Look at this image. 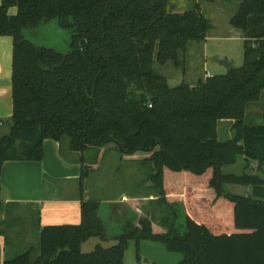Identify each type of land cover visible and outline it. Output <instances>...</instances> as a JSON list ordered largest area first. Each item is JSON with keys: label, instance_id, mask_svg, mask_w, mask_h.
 I'll list each match as a JSON object with an SVG mask.
<instances>
[{"label": "trees", "instance_id": "trees-1", "mask_svg": "<svg viewBox=\"0 0 264 264\" xmlns=\"http://www.w3.org/2000/svg\"><path fill=\"white\" fill-rule=\"evenodd\" d=\"M1 1L0 36L13 38L14 52L0 191L3 165L42 161L46 140L67 144L83 166L81 225L44 227L38 248L3 264H124L131 241L181 254L179 264H264V177L223 173L240 158L246 169L264 167V0H237L230 24L244 39L240 67L175 88L154 66L180 68L189 43L206 41L212 26L200 3L175 14L171 0ZM53 22L70 31L64 51L26 39L25 31ZM223 121L232 123L227 141L218 138ZM111 146L149 155L141 164L152 167L156 204L168 213L160 221L131 207L130 223L110 235L100 202L84 200L83 157ZM224 184L252 193L228 194ZM92 237L116 244L84 254Z\"/></svg>", "mask_w": 264, "mask_h": 264}, {"label": "crops", "instance_id": "crops-1", "mask_svg": "<svg viewBox=\"0 0 264 264\" xmlns=\"http://www.w3.org/2000/svg\"><path fill=\"white\" fill-rule=\"evenodd\" d=\"M1 2L0 0V5ZM239 4L240 2L234 4L235 10H238ZM9 13L15 15L16 8H12ZM234 31L236 32L230 31L229 40L239 42L243 55V35L237 29ZM209 39L207 36L206 41ZM13 52V38L0 36V125L2 126L5 122L10 123L13 114ZM217 56L220 58V55ZM226 59L232 61L236 67L234 56L229 55ZM224 69L220 74H223ZM108 153L109 150L105 148L99 153L93 150L84 155L85 166L89 168L84 182V200L100 202L99 214L109 228V234L118 235L134 216L131 207L135 210L142 208L151 215V207L158 198L134 193H123L110 198L105 194L106 190L113 188L111 182L103 180L93 183L91 180L92 182L89 183L90 176L95 169H98V160L105 158ZM132 156L129 155L128 158ZM147 158H149L148 154L139 161ZM81 160L82 156L72 153L67 144L46 140L43 144L42 161H9L3 165L0 191L2 216V219L0 217V264L21 254L22 250L25 252L30 248L24 246L19 249L15 244L11 245L10 236L28 237L30 232L26 233V229L40 234L41 229L47 226L81 225L83 202L80 190V180L83 175ZM148 186L153 188L152 184ZM8 216L12 222L9 228L5 221ZM6 229L7 231L10 229L12 234L7 233ZM182 259L171 264H179Z\"/></svg>", "mask_w": 264, "mask_h": 264}, {"label": "rangeland", "instance_id": "rangeland-1", "mask_svg": "<svg viewBox=\"0 0 264 264\" xmlns=\"http://www.w3.org/2000/svg\"><path fill=\"white\" fill-rule=\"evenodd\" d=\"M197 3H200L204 14L209 19L212 26L208 33L210 39L202 43H189L186 52L181 56L182 65L180 68L175 67L172 63L164 66L155 64L154 66L156 73L166 77L172 88L182 84L196 85L200 80L206 79L207 74L212 76L219 75L224 67L211 62L213 57H218L217 55H220V59L229 58V55L234 56L236 58V67H240L243 63L242 48L239 42L229 40V37H231L229 35L230 31L233 30V32H236L230 25V19L237 11L234 9V4H237L238 1L207 3L195 0H171L167 10L175 14L185 13L194 9ZM70 36V31L59 27L57 22L50 23L37 30L25 31L26 39L32 41L37 46L54 47L59 51H64L66 49L68 44L67 41ZM222 73L225 74L226 70L224 69ZM263 100L264 92L261 96V101ZM231 125L232 123L229 121L220 123L218 128V138L220 141H227L233 137ZM9 131L10 123L5 122L3 126L0 125V138L7 135ZM106 149L109 150V153L105 158L103 157L102 160H98V169H95L94 173L90 176L91 179L89 183L103 180L111 182L113 188L106 190L105 194L106 197L110 198H115L123 193L143 194L154 196L155 198L158 196L156 191L148 186V184H151L148 178L152 173V167L150 165H140L142 161L140 162L139 159L145 158L147 156L146 153L139 152L128 158V155L121 154L113 146L107 147ZM97 151L98 150H96V152ZM101 151L102 150H99L98 153ZM89 164L91 170H93L90 162ZM246 165L244 160L240 158L235 165L224 167L223 173L236 176L248 174L264 177V167L262 171H259L257 162H250L248 169H246ZM130 186H132V188ZM223 188L225 193L239 196H250L252 193L250 186L224 184ZM167 214L165 207L162 208V206L156 204L155 201L151 207L150 216L153 215L152 217H155L156 221H160L161 218ZM0 217L2 219L1 214ZM5 219L3 220L6 221L7 228H9L12 222L9 216ZM28 232H30V237L23 236L14 238L10 236L11 245L15 244V247L19 249H22L24 246L38 248L40 234L26 229V233ZM7 233L12 234L10 229H8ZM99 244L108 248L115 245L116 242L113 240L101 241L99 238L92 237L82 245V252L84 254L91 253ZM23 252L22 250L20 253ZM180 259H182L181 254L171 253L162 246L147 241H142L139 244L135 241H131L125 254L124 264H171L177 263L175 261Z\"/></svg>", "mask_w": 264, "mask_h": 264}, {"label": "water", "instance_id": "water-1", "mask_svg": "<svg viewBox=\"0 0 264 264\" xmlns=\"http://www.w3.org/2000/svg\"><path fill=\"white\" fill-rule=\"evenodd\" d=\"M211 62L223 66L226 69L227 73H231L235 69L234 63L228 59H220L219 57H213L211 59Z\"/></svg>", "mask_w": 264, "mask_h": 264}, {"label": "built area", "instance_id": "built-area-1", "mask_svg": "<svg viewBox=\"0 0 264 264\" xmlns=\"http://www.w3.org/2000/svg\"><path fill=\"white\" fill-rule=\"evenodd\" d=\"M206 76H207V77H210L211 75H210V74H207ZM150 107H151V106H150Z\"/></svg>", "mask_w": 264, "mask_h": 264}]
</instances>
